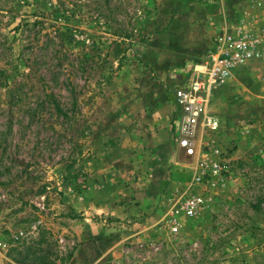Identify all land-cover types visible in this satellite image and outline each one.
Returning a JSON list of instances; mask_svg holds the SVG:
<instances>
[{
	"label": "rangeland",
	"instance_id": "1",
	"mask_svg": "<svg viewBox=\"0 0 264 264\" xmlns=\"http://www.w3.org/2000/svg\"><path fill=\"white\" fill-rule=\"evenodd\" d=\"M223 14L264 52V0H0V264L18 250L56 264H264V54L212 104L223 178L191 183L196 156L164 102L202 57L170 31ZM26 18L43 20L24 33L32 48L13 29ZM190 195L203 198L192 215Z\"/></svg>",
	"mask_w": 264,
	"mask_h": 264
},
{
	"label": "built area",
	"instance_id": "2",
	"mask_svg": "<svg viewBox=\"0 0 264 264\" xmlns=\"http://www.w3.org/2000/svg\"><path fill=\"white\" fill-rule=\"evenodd\" d=\"M262 54L248 30L224 25L212 35L206 54L194 63L191 80L175 89L179 110L175 139L187 154L196 156L191 183L223 178V171L228 172L229 160L223 156L217 137L221 122L212 109L216 89L229 84L239 70L260 59ZM202 202L201 195H190L181 208L192 215Z\"/></svg>",
	"mask_w": 264,
	"mask_h": 264
},
{
	"label": "trees",
	"instance_id": "3",
	"mask_svg": "<svg viewBox=\"0 0 264 264\" xmlns=\"http://www.w3.org/2000/svg\"><path fill=\"white\" fill-rule=\"evenodd\" d=\"M58 11L59 10H56L55 12H58ZM42 23H43V20H40V19H35L33 22H31L29 19L26 18L24 20H21V22H19L16 26H14L13 29L16 33L15 37L19 34H20V36L22 35L21 40L23 42L21 43V45L23 47L32 48V45H34V43H35V42H33V39L31 38L30 35H26L24 33L27 31L30 32V28L32 26L38 25V24L40 25ZM2 46H4V50H9V49H13L14 43L8 42V40L5 39L2 42ZM11 55L8 56V60H11V58H12L11 61H13L12 62L13 66L18 68L22 62L23 56H21V54H19V55H17L16 58H14V56H11ZM9 79H10L9 68L7 65L4 64V66H0V88L1 87H9L10 86ZM21 89L22 88L16 89L17 93L14 95L19 96ZM53 96L54 95L51 93L46 94L42 102L44 104L45 103L52 104L53 105L52 109H55L57 114H64L61 104ZM35 110L38 111L37 109H35ZM64 115H67V114H64ZM13 259L19 264H56L55 258H47V257H43V256H37L35 254L25 253L22 250H18L17 255Z\"/></svg>",
	"mask_w": 264,
	"mask_h": 264
},
{
	"label": "crops",
	"instance_id": "4",
	"mask_svg": "<svg viewBox=\"0 0 264 264\" xmlns=\"http://www.w3.org/2000/svg\"><path fill=\"white\" fill-rule=\"evenodd\" d=\"M225 18H226V15L223 14L222 15V19H224L225 21L224 22L221 21L218 24H215L217 22L216 19H214V20L212 19L211 21H208L205 24V26H206L205 29L206 30H203V28H200L199 26L198 27L196 26V27L192 28L191 31L190 30L187 31L186 34L185 33L184 34H181V32H176V34L174 35L173 32L170 31V34H171V42L173 44L177 43L176 46L179 49H186V51L189 52V53L195 54L197 56H200L201 55L203 57L206 54V52L209 50V48L211 47V38H212V35L217 30L221 29L225 25V23L227 22ZM173 47H171L172 51H173ZM249 65L250 64H248L247 66H249ZM245 68L239 70L238 72L244 71ZM190 73H191L190 78L186 82H183L182 84H180L179 86L184 85L189 80H191V78L193 77V67L190 68ZM235 76H237V75L235 74ZM225 86H222V87H219V88L216 89V94H215V100L214 101H216L219 98L217 96H219V94L221 93V91H220L221 88H223ZM227 90L229 91V90H231V88L230 87H226V89H224V91L222 93H224ZM164 102L166 103V105H165L166 107L168 106L170 109H172V107L174 108V105H175L176 106V111L178 110V106L176 104V99H175V103L174 104H172V103L171 104H167V101H164ZM229 102H231V100ZM159 135L162 138V142L164 141L162 143L164 146H165V141L167 143L166 146L172 143V136H171L170 132H166V134H164V137H162V134H159ZM173 136L175 137V130H174V135ZM165 150L163 152H165ZM162 160L163 159L161 157L160 161L162 162Z\"/></svg>",
	"mask_w": 264,
	"mask_h": 264
}]
</instances>
